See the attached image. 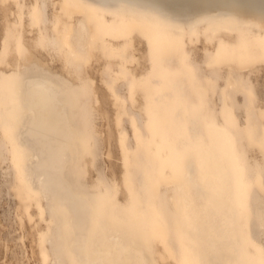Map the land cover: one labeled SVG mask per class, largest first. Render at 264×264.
<instances>
[{
  "label": "rangeland",
  "instance_id": "rangeland-1",
  "mask_svg": "<svg viewBox=\"0 0 264 264\" xmlns=\"http://www.w3.org/2000/svg\"><path fill=\"white\" fill-rule=\"evenodd\" d=\"M132 10L114 2L0 0V264H53L55 253L76 264L67 212L27 188L28 151L2 133L13 129L16 97L8 87L34 74L55 79L73 98L80 154L65 173L94 207L93 249L106 248L114 232L122 244L142 243L150 264H202L188 233L199 223L190 217L187 224L176 201L189 200L188 163L198 169L226 160L249 189L247 242L264 264L262 20L251 26L211 16L190 24ZM161 158L180 174L162 173ZM212 205L214 223L225 207L215 198ZM235 249L242 252L240 242ZM114 260L134 264L129 254Z\"/></svg>",
  "mask_w": 264,
  "mask_h": 264
},
{
  "label": "bare ground",
  "instance_id": "bare-ground-1",
  "mask_svg": "<svg viewBox=\"0 0 264 264\" xmlns=\"http://www.w3.org/2000/svg\"><path fill=\"white\" fill-rule=\"evenodd\" d=\"M93 4L114 2L119 8L133 11L152 9L160 16L189 23L204 17H222L226 22L254 25L257 19L264 24V0H87ZM264 29V25L260 26ZM259 30V29H258ZM84 26L78 27L74 41L82 47L80 39ZM67 45V44H66ZM68 46V45H67ZM8 91L15 95L13 104V129L2 128L4 137H12L17 147L26 154L21 175L27 188L34 189L41 199H51L52 207H62L67 212V222L72 233L69 252L76 264L121 263L125 254L134 258V264H150L142 243L136 246L122 244L114 232L106 235L105 245L99 243L97 250L91 246V231L94 225V207L82 192H76L66 179L65 170L80 154L79 134L71 116L70 91L65 92L55 79L44 74L28 76L19 84H12ZM6 94V90H5ZM152 130V129H151ZM1 133V135H2ZM155 136L156 131L152 130ZM7 138V139H8ZM11 139V138H10ZM159 155L160 151L155 150ZM19 160V154H15ZM24 158L20 162H23ZM162 173L170 176L180 174L178 166L161 158ZM234 163L226 160H205L197 169L188 163L183 171V196L177 199L181 216L190 225V217L196 218L199 226H192L188 233L194 240L193 248L201 257L202 264H257L251 257L246 231L253 219L249 207V189H243L241 178L235 172ZM262 191V190H261ZM217 199L225 210L220 218L211 223V212ZM189 205V206H188ZM56 206V207H55ZM206 219V223L202 222ZM215 219V218H214ZM204 237V239H203ZM52 244L51 236L45 238ZM111 242V243H109ZM241 243L242 252L237 254L235 245ZM53 247V246H52ZM56 250V248H54ZM93 255V256H92ZM239 255V256H237ZM53 264H64L56 253Z\"/></svg>",
  "mask_w": 264,
  "mask_h": 264
},
{
  "label": "snow or ice",
  "instance_id": "snow-or-ice-1",
  "mask_svg": "<svg viewBox=\"0 0 264 264\" xmlns=\"http://www.w3.org/2000/svg\"><path fill=\"white\" fill-rule=\"evenodd\" d=\"M262 252H264V249H261Z\"/></svg>",
  "mask_w": 264,
  "mask_h": 264
}]
</instances>
